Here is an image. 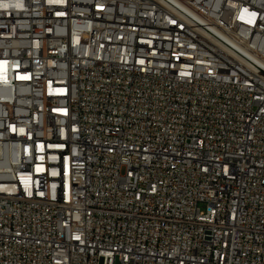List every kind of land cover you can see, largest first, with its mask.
<instances>
[{"label":"built area","instance_id":"obj_1","mask_svg":"<svg viewBox=\"0 0 264 264\" xmlns=\"http://www.w3.org/2000/svg\"><path fill=\"white\" fill-rule=\"evenodd\" d=\"M0 264H264V0H0Z\"/></svg>","mask_w":264,"mask_h":264}]
</instances>
